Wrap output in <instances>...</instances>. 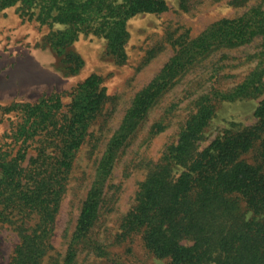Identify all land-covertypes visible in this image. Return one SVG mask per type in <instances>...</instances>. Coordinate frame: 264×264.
Wrapping results in <instances>:
<instances>
[{
    "label": "trees",
    "instance_id": "obj_1",
    "mask_svg": "<svg viewBox=\"0 0 264 264\" xmlns=\"http://www.w3.org/2000/svg\"><path fill=\"white\" fill-rule=\"evenodd\" d=\"M19 1L25 14L34 15L33 7L40 5L39 20L68 23L61 40L94 31L106 38L109 52L120 59L126 57L128 21L168 8L166 0H0V10ZM230 1L247 5L249 0ZM191 2L180 0V7L187 11ZM171 40L177 44L176 55L135 95L98 161L63 261L53 259L49 264H74L82 249L109 260L100 264H126L112 257L110 247L126 245L135 237L171 264H264V96L254 111L255 123L225 130L201 147L222 101L264 95V3L216 20L196 36L186 30ZM258 40L255 50L239 58L245 57L249 66L233 85L220 77L223 68L238 66L231 62L216 64L210 80L193 81L194 108L179 123L177 140L168 143L158 159L145 162V177L133 204L119 217L112 240L100 238L95 228L105 223L118 189L110 185L117 160L154 105L192 66L221 49ZM66 60L73 70L83 63L74 51ZM109 98L99 77L91 75L78 84L68 103L54 94L15 104L21 121L10 136L17 144L0 157V218L15 225L19 236L10 264H43L54 249L57 216L77 153ZM170 115L151 124L150 137L167 128ZM249 153L251 158L244 157Z\"/></svg>",
    "mask_w": 264,
    "mask_h": 264
},
{
    "label": "rangeland",
    "instance_id": "obj_2",
    "mask_svg": "<svg viewBox=\"0 0 264 264\" xmlns=\"http://www.w3.org/2000/svg\"><path fill=\"white\" fill-rule=\"evenodd\" d=\"M166 1L168 8L164 12L138 14L128 21L130 36L123 59L111 54L106 38L94 31H79L74 40H61V34L70 25L61 21L50 24L39 20L37 12L40 5L33 7L34 15L23 13L21 1L0 10V157L11 153L17 144L10 136L21 121L16 103L36 102L54 94H61L64 103H68L78 84L91 75L99 77L110 97L102 116L91 126L92 135L77 153L57 216L54 249L43 264H49L53 259L63 261L81 207L94 180L98 161L109 139L121 124L137 92L161 73L176 55L177 44H173L171 36H178L186 30L196 36L216 20L238 16L250 5L264 3V0H249L247 5H235L230 0H192L190 9L184 11L180 7V0ZM54 11L57 13V9ZM93 24L97 22L93 21ZM259 41L248 46L221 49L200 64L192 66L181 75V81L154 105L135 138L117 160L110 185L115 189L118 186V189L113 208L105 216V223L103 221L101 226L95 228L100 238L106 237L107 242L112 240L119 217L133 204L139 182L145 177V162L158 159L166 145L177 140L179 123L194 108L192 100L196 95L197 84H193V81L210 80L216 64L231 62L238 66L223 68L220 77L224 84L233 85L249 66V63H244L245 57L243 60L239 58L255 50ZM70 51L83 59L80 68L71 69V64L66 60ZM224 54H228L229 58L224 57ZM263 96L222 101L216 108V114L206 131L207 138L201 147L207 146L225 130H240L255 123L254 111ZM163 115H170L169 125L150 137L151 124ZM244 157L251 158V154ZM114 188L110 193L114 192ZM133 240L126 245L111 246L112 257L126 264H171L170 259L158 258L150 253L140 237ZM18 242L15 225L0 218V264H10ZM108 261L82 249L74 264Z\"/></svg>",
    "mask_w": 264,
    "mask_h": 264
}]
</instances>
